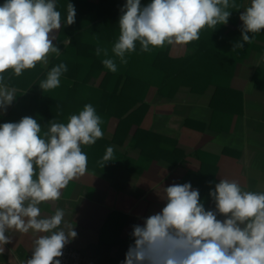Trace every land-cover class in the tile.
<instances>
[{
	"label": "crops",
	"instance_id": "1",
	"mask_svg": "<svg viewBox=\"0 0 264 264\" xmlns=\"http://www.w3.org/2000/svg\"><path fill=\"white\" fill-rule=\"evenodd\" d=\"M113 2L55 0L61 28L54 30L53 44L59 54L49 53L47 64L37 63L20 76L12 69L0 74L16 97L0 110V125L31 116L42 135L52 122L67 124L86 104L101 119L103 137L81 145L88 158L85 174L70 181L59 200L39 205L42 215L64 210L61 227L77 233L65 246L81 254L82 264H123L134 244L133 226L162 210L169 185L191 183L206 210H215L209 193L220 180L264 193V29L249 33L251 42L234 50L243 43L239 17L251 0H234L226 25L205 26L188 44L165 42L144 52L136 42L126 63L111 51L120 29L109 40L108 30L98 24V11L101 17ZM69 3L76 10L72 25L66 23ZM149 3L141 0V6ZM72 37L107 49L108 57L90 48L86 52L95 58L78 56ZM106 58L115 60V72L102 63ZM61 63L67 71L59 87L41 90L40 82ZM133 85L141 89L127 92ZM108 147L113 159L104 162ZM6 235L11 242L3 246L0 264L30 259L34 240L43 234L9 230Z\"/></svg>",
	"mask_w": 264,
	"mask_h": 264
},
{
	"label": "clouds",
	"instance_id": "2",
	"mask_svg": "<svg viewBox=\"0 0 264 264\" xmlns=\"http://www.w3.org/2000/svg\"><path fill=\"white\" fill-rule=\"evenodd\" d=\"M230 0H126L119 18L120 35L112 53L126 63V53L150 51L167 44H188L199 39L205 26L226 25L235 8ZM67 25L75 23L76 10L67 5ZM241 37L235 48L250 43L249 33L264 29V0H251L241 14ZM61 28V14L55 0H5L0 5V74L8 69L20 76L37 63L47 64L48 54H59L53 44L54 30ZM107 49L97 48L96 54ZM104 66L117 70L115 60L106 58ZM63 63L51 68L39 87L48 91L59 87ZM0 75V110L15 100ZM101 119L91 104L67 124L52 122L41 135V125L31 116L19 122L0 125V252L11 242L9 230L42 233L34 240L32 256L22 264H61L57 258L77 235L69 225L61 227L65 212L42 215V202L57 201L70 181L87 171L88 158L81 145H92L104 133ZM108 147L103 161L113 159ZM105 165V164H104ZM103 165V166H104ZM162 210L133 226L134 244L123 264H264V193L242 191L239 184L220 180L209 195L215 210H206L198 189L191 183L164 188ZM218 215L224 219H218ZM67 229V230H65Z\"/></svg>",
	"mask_w": 264,
	"mask_h": 264
},
{
	"label": "trees",
	"instance_id": "3",
	"mask_svg": "<svg viewBox=\"0 0 264 264\" xmlns=\"http://www.w3.org/2000/svg\"><path fill=\"white\" fill-rule=\"evenodd\" d=\"M110 5V8L103 13L100 17V10L98 11V24L101 27H105L108 30V38L109 40L113 39V30L115 28H119V18L122 15L121 8L123 7V3L119 0H114ZM120 2V3H119ZM71 42L76 47V52L78 56L82 57H89V58H95L96 55L93 53H87V48H90L92 50H97V48L88 46L87 44L80 43L79 40L76 37H72ZM166 76L163 78V80H166ZM161 86H164V81L162 82ZM112 88H115V85L112 86ZM141 89L140 85H133L131 90L127 91L129 93L135 92L136 90ZM118 91H115V89L112 90V93H117Z\"/></svg>",
	"mask_w": 264,
	"mask_h": 264
},
{
	"label": "built area",
	"instance_id": "4",
	"mask_svg": "<svg viewBox=\"0 0 264 264\" xmlns=\"http://www.w3.org/2000/svg\"><path fill=\"white\" fill-rule=\"evenodd\" d=\"M62 251H63V255L57 258L61 261V264H82L81 254L75 249L65 246ZM7 264H22V262L17 261Z\"/></svg>",
	"mask_w": 264,
	"mask_h": 264
},
{
	"label": "rangeland",
	"instance_id": "5",
	"mask_svg": "<svg viewBox=\"0 0 264 264\" xmlns=\"http://www.w3.org/2000/svg\"><path fill=\"white\" fill-rule=\"evenodd\" d=\"M228 10H229L230 12H232V8H229Z\"/></svg>",
	"mask_w": 264,
	"mask_h": 264
}]
</instances>
